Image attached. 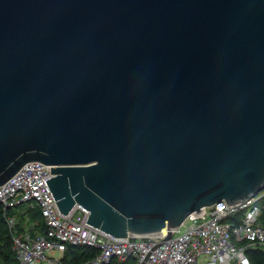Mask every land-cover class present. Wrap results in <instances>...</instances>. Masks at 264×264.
Listing matches in <instances>:
<instances>
[{
    "label": "water",
    "instance_id": "obj_1",
    "mask_svg": "<svg viewBox=\"0 0 264 264\" xmlns=\"http://www.w3.org/2000/svg\"><path fill=\"white\" fill-rule=\"evenodd\" d=\"M31 161L115 237L258 196L264 0H0V186Z\"/></svg>",
    "mask_w": 264,
    "mask_h": 264
},
{
    "label": "built area",
    "instance_id": "obj_2",
    "mask_svg": "<svg viewBox=\"0 0 264 264\" xmlns=\"http://www.w3.org/2000/svg\"><path fill=\"white\" fill-rule=\"evenodd\" d=\"M52 176L50 165L31 161L0 186V204L13 234L16 264H62L70 246L98 250L94 258L80 264L125 262L131 257L137 264H251L247 248L264 247V194L234 205L222 200L203 207L200 214H190L169 239L167 229L115 237L87 223L90 211L83 205L62 213L46 181ZM22 206L41 210L43 233L38 222L18 229L19 219L10 212Z\"/></svg>",
    "mask_w": 264,
    "mask_h": 264
},
{
    "label": "trees",
    "instance_id": "obj_3",
    "mask_svg": "<svg viewBox=\"0 0 264 264\" xmlns=\"http://www.w3.org/2000/svg\"><path fill=\"white\" fill-rule=\"evenodd\" d=\"M261 205L264 210V197L261 200ZM10 213L18 217V229L20 231H23L25 225L31 222H38L39 225L37 228L39 231L42 233L45 231L43 215L39 208L22 206L21 208L12 210ZM97 254L98 250L96 248L70 246L64 254L62 264H80L94 258ZM247 254L251 264H264V247L250 246L247 248ZM17 262V255L13 249V234L6 222L3 206L0 204V264H16ZM110 264H137V260L131 257L125 262L114 260Z\"/></svg>",
    "mask_w": 264,
    "mask_h": 264
},
{
    "label": "rangeland",
    "instance_id": "obj_4",
    "mask_svg": "<svg viewBox=\"0 0 264 264\" xmlns=\"http://www.w3.org/2000/svg\"><path fill=\"white\" fill-rule=\"evenodd\" d=\"M262 194H264V191H262L259 195H262Z\"/></svg>",
    "mask_w": 264,
    "mask_h": 264
}]
</instances>
